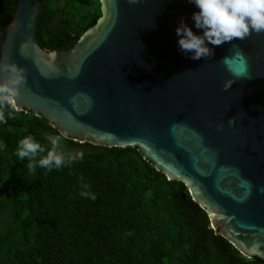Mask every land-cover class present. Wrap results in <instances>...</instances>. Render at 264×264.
I'll list each match as a JSON object with an SVG mask.
<instances>
[{
	"label": "water",
	"instance_id": "water-1",
	"mask_svg": "<svg viewBox=\"0 0 264 264\" xmlns=\"http://www.w3.org/2000/svg\"><path fill=\"white\" fill-rule=\"evenodd\" d=\"M39 2L17 0L0 46V63L25 69L16 110L74 142L136 148L184 185L216 235L264 263V32L192 60L174 32L183 19L202 34L188 0H100V18L71 48L47 51L35 36ZM237 50L239 79L225 64L239 65Z\"/></svg>",
	"mask_w": 264,
	"mask_h": 264
},
{
	"label": "trees",
	"instance_id": "trees-1",
	"mask_svg": "<svg viewBox=\"0 0 264 264\" xmlns=\"http://www.w3.org/2000/svg\"><path fill=\"white\" fill-rule=\"evenodd\" d=\"M16 4L0 0V46ZM100 8V0H40L38 45L68 50L98 21ZM3 111L0 264H264L216 235L184 185L168 181L134 147L68 138L63 149L82 151L83 159L29 173L28 161L14 155L18 140L32 136L47 150L45 137L59 133L31 112ZM82 182L95 200L80 197Z\"/></svg>",
	"mask_w": 264,
	"mask_h": 264
},
{
	"label": "clouds",
	"instance_id": "clouds-1",
	"mask_svg": "<svg viewBox=\"0 0 264 264\" xmlns=\"http://www.w3.org/2000/svg\"><path fill=\"white\" fill-rule=\"evenodd\" d=\"M130 5L141 3L142 0H126ZM197 11L191 15L193 26L202 30V34H195L192 29L181 19L174 29L179 50L187 54L189 59L200 60L213 55V50L207 45L220 46L231 43L234 39L244 40L251 33L264 32V0H188ZM23 49V45H21ZM240 63L231 67V61L225 60L231 75L235 79L246 76V65L242 53L236 51ZM0 73L5 75L0 78V123L4 122V109H17L18 86L26 81L25 69L15 62L0 63ZM235 79L223 83L222 89L227 90ZM228 123H234L230 118ZM50 147L46 150L32 136H24L17 142L14 155L17 161L27 160L25 165L29 173H34L36 168L46 171L60 170L76 161L83 159L82 151L68 152L63 149L62 142L68 137L65 133L46 136ZM46 153V154H45ZM43 154V155H41ZM39 157V158H38ZM83 181V177H81ZM80 197L95 200L96 196L89 190L87 183H81Z\"/></svg>",
	"mask_w": 264,
	"mask_h": 264
}]
</instances>
